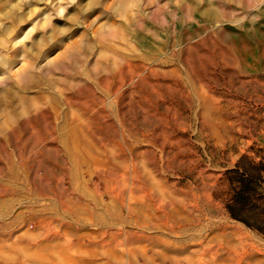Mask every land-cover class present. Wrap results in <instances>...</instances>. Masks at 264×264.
<instances>
[{
  "label": "rangeland",
  "instance_id": "1",
  "mask_svg": "<svg viewBox=\"0 0 264 264\" xmlns=\"http://www.w3.org/2000/svg\"><path fill=\"white\" fill-rule=\"evenodd\" d=\"M0 264H264V0H0Z\"/></svg>",
  "mask_w": 264,
  "mask_h": 264
},
{
  "label": "bare ground",
  "instance_id": "2",
  "mask_svg": "<svg viewBox=\"0 0 264 264\" xmlns=\"http://www.w3.org/2000/svg\"><path fill=\"white\" fill-rule=\"evenodd\" d=\"M164 211V215H165V217L167 218V220L168 219H171L172 218V223L174 224V223H176L177 225L179 224V225H185V224H187L188 222H189V219H180V218H174V217H172V214H171V212H169V211H167V210H163Z\"/></svg>",
  "mask_w": 264,
  "mask_h": 264
}]
</instances>
